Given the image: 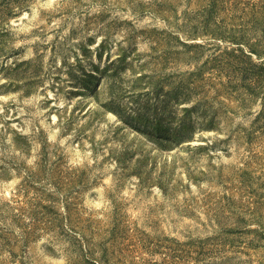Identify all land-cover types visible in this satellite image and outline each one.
<instances>
[{
    "label": "rangeland",
    "instance_id": "rangeland-1",
    "mask_svg": "<svg viewBox=\"0 0 264 264\" xmlns=\"http://www.w3.org/2000/svg\"><path fill=\"white\" fill-rule=\"evenodd\" d=\"M210 1L10 4L0 264H264V80L249 94L241 79L264 55L253 68L214 36L241 23L255 42L264 0H225L204 31L192 11Z\"/></svg>",
    "mask_w": 264,
    "mask_h": 264
},
{
    "label": "trees",
    "instance_id": "trees-1",
    "mask_svg": "<svg viewBox=\"0 0 264 264\" xmlns=\"http://www.w3.org/2000/svg\"><path fill=\"white\" fill-rule=\"evenodd\" d=\"M17 1H19V0H0V22H1V20H3L8 9L10 8V4H13V5L17 4ZM226 3L227 2L225 0L224 1L223 0H220V1L219 0H211L210 2L206 3V5L196 6L195 10L192 11L193 13H195L196 18L198 20H200L198 23L200 24V27L203 28L204 31H207L206 27L210 22L213 21V23L216 24L215 21H216V19H218V16L216 14L220 10V6L221 5L223 6ZM252 6L256 7L257 4L252 3ZM261 9L262 8L258 7L251 14L248 13L249 15L252 16L254 23H260V20H258L259 18H257L256 15L257 14L260 15L263 12V10H261ZM222 23H223V21H221V24ZM241 28H242L241 23L237 24V25L232 24L229 29L225 27L224 34L220 33L219 35H214V36L216 39L227 40V41L232 42V43L245 45L248 49L249 54L244 52V50L241 47L238 48L237 50L240 51V55L245 57V59L250 64V66H252L253 68L254 67L256 68V66L252 63V61H250V56H251V54H254L258 58L259 56L264 55V30H260L259 39L255 40V42L250 44V42L243 41L244 37L241 36L242 33H240V32L236 33V29H241ZM239 31H241V30H239ZM235 58H237V57H235ZM237 59H233V61H234L233 63H229V62L225 63V67L228 68V70H227L228 72L231 69V67H233L232 64L238 65L239 62H242V60H240V58H237ZM236 71H238L237 73H239V71H240L239 68ZM262 71H264V70H262ZM240 74H241V72H240ZM234 75L235 74H233L232 76H234ZM262 75L255 73V74H252L250 77H246V75L241 76L242 80L247 81V86L243 87V89L248 90L249 94H251L248 87L251 88V91H255V89H258V88H263V87H261L262 81L264 80V76H262ZM229 78H231V76L228 77V79ZM187 92H188V94H191L190 90L188 88H187ZM262 100H263L262 111L264 112V91H263V95H262ZM206 109L207 108L204 107L202 112L199 115V117L202 119V122H200V127L198 126V123H197V126L200 129H211L214 125V122H215L212 117L208 116ZM261 116H264V113L261 114ZM193 133H194V122L192 119L188 118L184 121L182 120L181 126L174 131V137L178 141L187 140V139L192 138Z\"/></svg>",
    "mask_w": 264,
    "mask_h": 264
}]
</instances>
